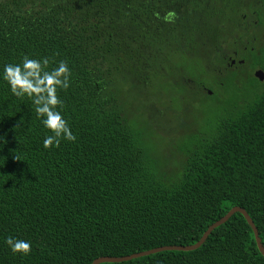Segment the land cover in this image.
Here are the masks:
<instances>
[{
    "label": "trees",
    "instance_id": "1",
    "mask_svg": "<svg viewBox=\"0 0 264 264\" xmlns=\"http://www.w3.org/2000/svg\"><path fill=\"white\" fill-rule=\"evenodd\" d=\"M222 4L0 0V70L25 55L47 58L48 70L65 61L69 86L57 89V110L75 136L44 148L51 133L31 98L12 95L0 80V264H90L192 244L235 205L264 245V88L215 105L203 128L181 142L180 169L165 179L123 111L124 94L138 93L128 90L131 82L148 86L158 70L189 95L199 94L189 82L215 87L206 75L220 55L222 8L214 17ZM7 236L28 240L29 253L13 254ZM99 264H264V256L235 212L195 249Z\"/></svg>",
    "mask_w": 264,
    "mask_h": 264
},
{
    "label": "rangeland",
    "instance_id": "2",
    "mask_svg": "<svg viewBox=\"0 0 264 264\" xmlns=\"http://www.w3.org/2000/svg\"><path fill=\"white\" fill-rule=\"evenodd\" d=\"M165 70H158L150 84L143 88L133 86V80L128 90L134 89L138 93L124 94L123 111L125 116L133 121L142 132L143 139L150 146L151 155L156 160V169L163 173V179L173 176L179 171L184 152L182 141L206 124L209 116L215 113L217 92L222 98L228 96L239 97L242 85L233 83L223 89L215 86L209 88V95H189L188 91L171 88L174 84L171 74H164ZM176 74V72H174ZM158 78L159 86L154 80ZM121 85H124L121 83ZM191 87L190 84H187ZM162 88V89H161ZM179 90V91H178ZM196 97V99H193ZM195 100V101H194ZM244 99L242 98L241 101ZM240 101V102H241Z\"/></svg>",
    "mask_w": 264,
    "mask_h": 264
},
{
    "label": "flooded vegetation",
    "instance_id": "3",
    "mask_svg": "<svg viewBox=\"0 0 264 264\" xmlns=\"http://www.w3.org/2000/svg\"><path fill=\"white\" fill-rule=\"evenodd\" d=\"M222 3L214 17L218 19V12L222 8L219 32L223 38L215 45L220 55H216L212 63V76L206 77L220 89L233 83L241 84L242 92L236 95H243L241 99H244L248 92L264 88V0H222ZM257 70L262 73L257 75ZM189 83L199 94L203 91L209 95L208 87ZM222 96L217 92V106L223 108L225 100L232 96Z\"/></svg>",
    "mask_w": 264,
    "mask_h": 264
},
{
    "label": "clouds",
    "instance_id": "4",
    "mask_svg": "<svg viewBox=\"0 0 264 264\" xmlns=\"http://www.w3.org/2000/svg\"><path fill=\"white\" fill-rule=\"evenodd\" d=\"M48 63L45 57L36 59L25 55L19 63L4 64L0 70V80L7 83L11 94L30 97L41 125L50 131L41 141L44 148L58 145L61 137L69 141L75 139L61 111L57 110V105L62 103L57 89L69 86L70 70L63 60L57 61L50 70ZM4 243L13 254L27 255L31 247L28 240L11 236L5 237Z\"/></svg>",
    "mask_w": 264,
    "mask_h": 264
},
{
    "label": "water",
    "instance_id": "5",
    "mask_svg": "<svg viewBox=\"0 0 264 264\" xmlns=\"http://www.w3.org/2000/svg\"><path fill=\"white\" fill-rule=\"evenodd\" d=\"M259 73H262V71L261 70H257L256 74L258 75ZM259 77L263 78L260 75H259ZM208 93H210V91H208ZM235 212H239V213H241L243 215L244 219L246 220V222L248 223V225L252 229V232L254 234V239H255L258 251L261 253V255L264 256V245L261 242V239H260V237L258 235V230H257L256 226L254 225L252 219L250 218L248 213L244 210V208L235 205V206H232L220 218H218L217 220H215L214 222L209 224L208 227L204 230V232L200 236V238L196 242H194L192 244L157 246V247H154V248H150V249L142 250V251H137V252H133V253L122 255V256H99V257H96L95 259H93L90 264H99L101 262H121V261L130 260L132 258L140 257V256H143V255H148V254L155 253V252L162 251V250H192V249H195V248H197L198 246H200L203 243V241L206 239V237L208 236V234L211 232V230L214 227H216V226L222 224L223 222H225Z\"/></svg>",
    "mask_w": 264,
    "mask_h": 264
}]
</instances>
